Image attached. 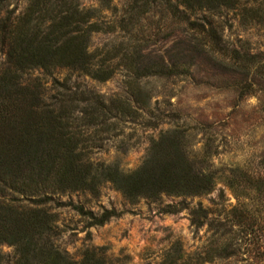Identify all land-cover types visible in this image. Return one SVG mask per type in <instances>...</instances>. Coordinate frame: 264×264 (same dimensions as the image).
I'll return each mask as SVG.
<instances>
[{
	"label": "rangeland",
	"instance_id": "1",
	"mask_svg": "<svg viewBox=\"0 0 264 264\" xmlns=\"http://www.w3.org/2000/svg\"><path fill=\"white\" fill-rule=\"evenodd\" d=\"M78 1L81 7L94 9L103 26L92 39L93 50L111 53L138 46L144 62H176L181 68L177 75L132 79L120 67L105 81L67 68L54 75L30 72L45 78L48 94L58 91L54 76L58 80L69 77L72 90H90L108 111L111 107L106 123L87 131L100 137L91 152L93 160L132 171L143 163L154 138L168 129L182 130L193 156L210 150L218 180L202 196L163 194L159 199L132 201L111 181H105L98 193H56L50 201L59 230L56 242L75 258L87 248L102 247L109 264H162L168 255L175 259L181 254L193 264L201 261L211 247L212 231L207 223L198 225L195 218H233L236 206H247L264 216V69L258 63L264 58V21L247 22L242 7L210 14L222 39L220 47L197 42L179 24L168 30L160 8L141 17L130 35L124 26H133L125 13L131 0ZM254 1L241 0L245 5ZM263 2L257 0L262 7ZM29 3L11 0L8 9L20 14ZM6 65V55L0 51V71ZM121 102L126 105L124 111L118 109ZM0 199L28 202L23 194L1 187ZM106 211L115 215L101 223ZM261 236L258 231L255 238ZM251 238L240 235L244 245L238 257L204 264H245L247 257L264 264L256 257L259 245L245 244ZM1 250L12 264L15 248L5 243Z\"/></svg>",
	"mask_w": 264,
	"mask_h": 264
},
{
	"label": "trees",
	"instance_id": "2",
	"mask_svg": "<svg viewBox=\"0 0 264 264\" xmlns=\"http://www.w3.org/2000/svg\"><path fill=\"white\" fill-rule=\"evenodd\" d=\"M10 1L0 0V51L7 58L0 71V187L23 194L28 202L0 199V264L11 263L1 250L5 243L15 248L12 264H109L102 247L87 248L79 258L60 248L50 205L53 195L79 190L98 193L105 181H111L132 201L159 199L163 194L202 196L218 180L210 150L193 156L184 131L168 129L152 140L143 163L132 171L95 161L91 152L100 137L87 131L106 123L111 107L108 111L90 90H72L69 77L54 76L58 91L48 94L45 78L30 72L54 75L67 68L105 81L120 67L132 79L177 75L181 68L176 62H144L138 46L118 48L112 54L93 50L92 39L103 26L95 10L81 7L78 0H30L20 14L8 9ZM262 6L257 0L246 5L241 0H131L125 13L134 26L160 8L168 30L179 24L197 42L221 47L222 39L209 15L242 7L247 22H260L264 21ZM133 26H124L127 34L132 35ZM258 63L264 69V58ZM125 106L121 102L118 109L124 111ZM114 215L115 211H106L100 222ZM232 217L195 218L198 225L208 224L212 240L202 260L194 264L238 257L244 245L239 241L241 234L253 236L244 242L259 245L256 257L264 261V216L236 206ZM235 224L239 226L234 230ZM258 231L261 238H255ZM244 261L255 264L250 257ZM162 264L193 262L181 254L175 259L168 255Z\"/></svg>",
	"mask_w": 264,
	"mask_h": 264
}]
</instances>
